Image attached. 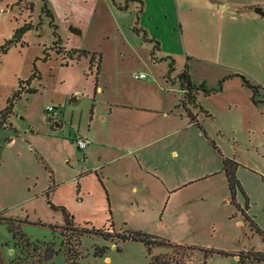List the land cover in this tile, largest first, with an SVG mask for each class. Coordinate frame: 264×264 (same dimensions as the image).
<instances>
[{"label":"rangeland","instance_id":"1","mask_svg":"<svg viewBox=\"0 0 264 264\" xmlns=\"http://www.w3.org/2000/svg\"><path fill=\"white\" fill-rule=\"evenodd\" d=\"M43 3L0 0V111L15 89H26V80L34 72L41 75L32 83L39 91L23 94L9 124L0 126V216L22 219V230L39 249L23 246L22 251L23 242L18 240L17 246L8 223L0 221L4 264H33L45 248L42 243L58 251L43 264H150L152 254L174 256L185 264L205 260L206 264H264L247 258V253L264 251V92L254 93L241 76L264 86V70L249 63L255 56L264 64V49L252 52L239 46L235 34H230L234 27L227 21L228 35L214 49H206L203 59L178 58V66L193 65L200 83L217 89L206 99L212 116H199L205 134L195 126L174 136L178 154L169 167L172 189L162 192L146 173L137 192L122 177L105 179L108 186L104 187L95 174L80 175L91 164L85 161L86 149L79 147L77 139L82 137L76 134L77 126L81 131L90 128L95 136L107 127L98 97L93 114L95 78L83 72L89 73L87 60L66 65L56 54ZM58 4L61 16L57 20L63 23L66 5L60 0ZM25 22L34 26L21 42L3 52L7 39ZM128 66L148 71L150 65L133 61ZM77 91L82 95L74 101ZM49 106L55 108L53 112L47 111ZM49 117L59 120L62 127L53 128V123L51 127ZM151 149L143 150L145 157L160 160ZM225 157L239 163L241 189L235 195L223 170ZM128 161L129 157L114 161L108 170L116 171L122 162L129 166ZM242 208L263 233L250 225ZM67 214L80 227L101 228L113 218L117 233L142 231L184 246L158 244L150 253L140 240L84 234L77 243L74 235L73 249L78 255L72 262L67 250L72 237L66 228ZM200 248L213 252L205 258ZM18 257L25 261L19 263Z\"/></svg>","mask_w":264,"mask_h":264},{"label":"crops","instance_id":"2","mask_svg":"<svg viewBox=\"0 0 264 264\" xmlns=\"http://www.w3.org/2000/svg\"><path fill=\"white\" fill-rule=\"evenodd\" d=\"M60 1L66 5L63 23L57 20L61 16L57 11L58 0H49L64 46L85 49L101 57L100 67L93 66L91 70V55L71 62L87 60L89 73L85 69L83 72L95 78L93 114L98 97L101 119L107 122V127L96 136L90 128L81 131L76 127L77 136L89 140L85 161L91 165L80 175L95 174L104 187L108 186L105 179L122 177L137 192V184L146 173L162 192L172 189L169 167L172 168L173 156L178 154L173 148L174 136L195 126H200L205 134L199 116H212L206 105L211 93L203 88L198 90L197 105L191 107L194 114L184 107L178 74L187 69L195 85L201 87L203 83L195 77L193 65L186 62L178 66V58L203 59L206 49H214L224 34L228 35L227 21L234 27L230 34H235L239 46H246L252 52L255 48L264 49V15L256 11V7L264 10V3L258 0H74V4L72 0ZM105 43L111 45H102ZM133 61L150 65L149 70L129 69ZM249 63L264 70L261 58L254 56ZM141 73L146 77H139ZM259 85L258 94L264 92V86ZM77 92L74 101L82 95ZM52 123L53 128L62 127L55 118ZM148 148L157 152L160 160L147 159L143 150ZM127 157L129 166L122 162L116 171L108 170L111 163Z\"/></svg>","mask_w":264,"mask_h":264},{"label":"trees","instance_id":"3","mask_svg":"<svg viewBox=\"0 0 264 264\" xmlns=\"http://www.w3.org/2000/svg\"><path fill=\"white\" fill-rule=\"evenodd\" d=\"M42 12L45 14L46 17L50 19V26L53 30V43L52 47L55 50L56 54L62 57V60L65 62L66 65L70 64L73 61L80 60L82 57H89L90 55V70L93 68V66H97V68L100 67L101 57L100 54L97 55V53H92L85 49H77V48H66L64 44L62 43L63 38L61 37L59 31H58V24L55 22V15L53 13V10L50 8L49 2L47 0H44L43 6H42ZM34 24L32 22H25L21 26H19L15 32L11 35L9 39H7L6 43L2 46V51L7 52L11 46L16 45L17 43L21 42L24 35L32 29ZM174 60H171V65H173ZM36 70V68H35ZM245 84H247L249 87H251L254 91V93H258L261 89V86L259 84L254 83L250 78H248L246 75L241 74ZM41 75L38 72H34L31 77H29L26 80L27 86L26 89H22V87H19L15 89L12 93V95L8 98L6 106L0 111V126H5L9 124V119L11 115L14 113V108L16 106V103L19 99L22 98V95L25 93H36L39 91V88L34 86L32 83L36 79H40ZM178 79L180 81V86L183 92V98L182 103L184 107L189 111H191V107H195L197 105V93L200 88H203L208 93H213L217 89L211 88L207 89L205 86H197L195 85L190 77V74L187 69L182 70L178 74ZM49 123L52 124L54 121V118L49 117L48 118ZM224 163V171L226 172L229 187L231 192L235 195L238 189H241V183L237 177V169L239 166V163L233 159L225 157L223 158ZM64 209V208H63ZM66 211V210H65ZM242 211L247 219L249 221L250 225L257 231H263L258 226L257 222L253 217H251L249 214H247L246 209L242 208ZM0 221L7 222L9 226V230L13 233L14 238H16V245L18 246V240H21L23 243H21L22 251H24L23 246L30 247L33 246L34 250L36 251L39 249V246L36 242H32L27 234L22 230V223L24 222L22 219L19 218H13L8 217L5 215L0 216ZM109 224L97 228V227H80L75 225V222L69 217V214H67L66 217V228L67 230L71 231L72 237L70 235V238L68 240L70 247L67 248L69 252V258L74 261V257L78 255V252L74 251L73 249V240L76 236V242L80 243V237L84 234H100L106 237L107 239H113L115 236H117L119 239L122 240H128V239H134V240H140L146 244L148 247V250L150 253H152V249L154 245H169L172 247H183L184 245L173 243L169 241L168 239H163L160 237H157L155 235L145 233L142 231H132V230H125L124 232L117 233L115 230V224L112 219L108 222ZM75 235V236H74ZM45 248L44 250L39 253L37 263L43 264L45 260H51L54 255L58 252L51 244L48 243H42ZM190 249H196V247L193 246H186ZM29 250V248H27ZM26 249V250H27ZM202 251L205 252V258L208 257L210 253L213 252V250L200 248ZM245 255H243L244 257ZM248 259H253L254 261L263 262L264 261V251H252L250 253H247ZM19 263H21L23 260L21 257H18L16 259ZM34 261L33 264H36ZM0 264H4V260L2 257V254L0 252ZM150 264H185L183 262H180L176 259V257L171 256L169 258L162 257V255H154L152 254V259ZM206 264V260L202 263Z\"/></svg>","mask_w":264,"mask_h":264},{"label":"built area","instance_id":"4","mask_svg":"<svg viewBox=\"0 0 264 264\" xmlns=\"http://www.w3.org/2000/svg\"><path fill=\"white\" fill-rule=\"evenodd\" d=\"M139 77H146V74L145 73H141L140 75H139ZM54 107L53 106H49L48 108H47V111L50 113V112H53L54 111ZM77 142H78V144H79V147L80 148H82V149H84V148H86V146L88 145V143H89V140L87 139V138H78L77 139Z\"/></svg>","mask_w":264,"mask_h":264},{"label":"water","instance_id":"5","mask_svg":"<svg viewBox=\"0 0 264 264\" xmlns=\"http://www.w3.org/2000/svg\"><path fill=\"white\" fill-rule=\"evenodd\" d=\"M256 11H258L259 13H262L264 15V10H262L260 7H256Z\"/></svg>","mask_w":264,"mask_h":264}]
</instances>
